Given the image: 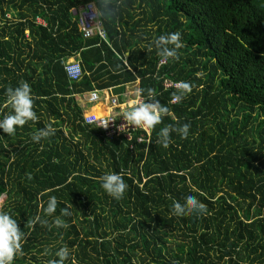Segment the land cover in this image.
I'll return each instance as SVG.
<instances>
[{"label": "trees", "instance_id": "obj_1", "mask_svg": "<svg viewBox=\"0 0 264 264\" xmlns=\"http://www.w3.org/2000/svg\"><path fill=\"white\" fill-rule=\"evenodd\" d=\"M90 2L105 41L83 38L71 20ZM177 31V59L160 63L152 41ZM76 51L82 74L71 81L63 58ZM136 79L143 100L168 109L147 143H136L140 133L107 141L82 124L73 94ZM168 79L191 92L172 103L179 90ZM22 82L37 119L0 132V211L22 234L12 264H51L62 246L64 264H264V0H0V114L11 112L5 89ZM177 122L188 136L170 132L162 147L159 129ZM47 127L54 135L33 143ZM108 172L127 184L118 200L100 187ZM188 194L206 210L174 215Z\"/></svg>", "mask_w": 264, "mask_h": 264}, {"label": "clouds", "instance_id": "obj_2", "mask_svg": "<svg viewBox=\"0 0 264 264\" xmlns=\"http://www.w3.org/2000/svg\"><path fill=\"white\" fill-rule=\"evenodd\" d=\"M152 46L155 47L157 55L163 60L166 61L169 58L175 60L177 59V50L183 47L181 34L178 31L162 34L152 41ZM117 68H119V65H117ZM177 88L179 94H173V99L176 102H179L185 94L190 93L192 90V86L186 81L179 82ZM143 92V89L137 88L135 96L140 97ZM148 95L149 97L152 96L150 89L148 90ZM33 99L31 87L26 82H22L14 88H6L5 105L10 107L11 112L9 114H0V132L12 135L16 128L22 127L26 122L36 121L37 116L33 111ZM167 112V107L161 106L157 100L134 99L130 105H126L124 109L116 111L115 117L98 121V123L99 125H105L108 121H113L120 117L124 122L119 126L121 131L122 129H128V126H131V128L152 129L161 122L162 116L167 114ZM87 122L94 124L96 121L89 120ZM189 127V124H179V122H177V125H166L159 129L158 142L162 147L167 148L170 144V132L178 134L183 139L188 136ZM54 133L55 129L52 127L41 128L31 135V141L39 143L42 138L54 135ZM99 183L107 195L117 200L123 196L127 188L123 177L116 172L104 173L99 178ZM56 207V197H49L47 206L44 208L45 214L51 215L56 210ZM205 210L206 206L192 194L186 195L184 203L174 201L172 204V213L176 216L189 212L203 213ZM61 215L68 216L70 212L67 208H62ZM38 222H40V218L36 216L29 223V227ZM42 223L46 224L47 222L44 221ZM53 223L56 227L63 226L59 219ZM21 239L22 234L17 227L16 220L7 212L0 211V264H12L14 257L17 254H22ZM55 257L51 264H64L70 257L68 248L63 246L58 248L55 252Z\"/></svg>", "mask_w": 264, "mask_h": 264}, {"label": "built area", "instance_id": "obj_3", "mask_svg": "<svg viewBox=\"0 0 264 264\" xmlns=\"http://www.w3.org/2000/svg\"><path fill=\"white\" fill-rule=\"evenodd\" d=\"M76 16H77L78 28L83 38H90L94 35H97L99 36L100 39L104 41L107 39L102 22L96 13V8L93 2L84 4L83 6H79L76 12ZM34 21L35 23L43 24L42 19L39 18L38 16L34 18ZM164 61L165 60L162 59L160 63H163ZM63 68H64V71L66 72L67 77L71 81L77 80L82 74V69L79 63V55L74 54V60L69 63H65ZM178 83H179L178 81H172L168 79L164 81V87L178 89L177 88ZM98 92L99 91H96V90L90 91L88 94V101L89 102L97 101L99 97ZM135 99H142V98L136 97ZM109 102L112 105V107H118V104L115 98H110ZM171 102L176 103V101L173 98L171 99ZM115 116L116 114L101 116V117L87 115L83 117L82 123L85 125H94L97 128H99V130L102 133L103 138L107 141H114L118 138H123L126 141H132L134 136L137 133H140V135L135 137L136 143H142V142L147 143L148 142V137L150 135V129L131 128V126H128V129H122L121 131L119 126L124 122L122 118L120 117H117L113 121H108L105 125H99L98 123V121H103L105 119H109ZM89 120L96 121V122H94V124L88 123L87 121ZM141 134L145 136H142Z\"/></svg>", "mask_w": 264, "mask_h": 264}, {"label": "crops", "instance_id": "obj_4", "mask_svg": "<svg viewBox=\"0 0 264 264\" xmlns=\"http://www.w3.org/2000/svg\"><path fill=\"white\" fill-rule=\"evenodd\" d=\"M107 1H109V0H107ZM77 9H78V7H76V8L72 7V9H70L71 14L73 15V17L71 18V20L73 22H75V20H77V16H76ZM97 12H98V10H97ZM36 16H38L39 18L42 19L43 24L35 23L34 19H33V21H34L33 23L36 24L37 26H41L43 28H48L47 20L40 15H36ZM25 36L26 37L28 36V31L25 32ZM76 53L79 54V52L76 51V52H72L71 54H69L65 58H63V66L65 63H69V62L73 61L74 60V54H76ZM126 55H127V53H124V56H126ZM79 63L81 66L80 56H79ZM81 69H82V67H81ZM137 88H139V80L138 79H136L133 82L127 83L122 87H114V88L108 87V88H103V89H93V90L99 91L98 92V96H99L98 100L95 102H89L88 101V94L90 91H93V90L84 91L83 93H75V94H73V99L81 111V119H83V117H85L87 115H93L96 117L113 115V114H117L116 111H119V109H124L126 105H130L132 100H134L136 98L135 91ZM110 98L116 99L118 107H112V105L109 102ZM90 126H92V128H95L96 130H98L100 132V136L103 138L102 133L99 130V128H96V126H94V125H90Z\"/></svg>", "mask_w": 264, "mask_h": 264}, {"label": "rangeland", "instance_id": "obj_5", "mask_svg": "<svg viewBox=\"0 0 264 264\" xmlns=\"http://www.w3.org/2000/svg\"><path fill=\"white\" fill-rule=\"evenodd\" d=\"M12 11H10V13H11ZM10 13L9 14H7L6 16H10ZM10 20L12 19V20H14L11 16L10 17H8ZM4 198H5V196L4 195H2L1 197H0V204H2V202L4 201Z\"/></svg>", "mask_w": 264, "mask_h": 264}]
</instances>
